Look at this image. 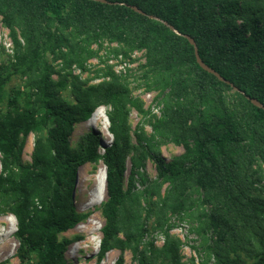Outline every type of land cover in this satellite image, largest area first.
<instances>
[{
	"label": "trees",
	"instance_id": "16d2710c",
	"mask_svg": "<svg viewBox=\"0 0 264 264\" xmlns=\"http://www.w3.org/2000/svg\"><path fill=\"white\" fill-rule=\"evenodd\" d=\"M105 1L0 0L12 44L11 58L0 63V217L16 220L19 264H71L72 240L59 236L91 216L75 202L78 171L88 163L106 168L96 264L113 250L120 252L115 264L125 263L126 251L136 264H264V110L247 98L264 104V0ZM184 35L241 92L203 70ZM105 41L125 56L145 51L141 69L147 87L160 90L159 116L111 67L96 84L74 74L87 70ZM15 77L23 90L9 89ZM69 83L71 102L61 93ZM100 107L109 108L112 142L100 153L92 131L85 145L72 147L76 125ZM133 110L152 127L147 135L140 124L135 144ZM169 143L183 148L170 160L160 151ZM149 159L155 178L146 172ZM172 218L197 236L188 262L170 234ZM151 220L164 235L161 247L146 241Z\"/></svg>",
	"mask_w": 264,
	"mask_h": 264
},
{
	"label": "rangeland",
	"instance_id": "374dc122",
	"mask_svg": "<svg viewBox=\"0 0 264 264\" xmlns=\"http://www.w3.org/2000/svg\"><path fill=\"white\" fill-rule=\"evenodd\" d=\"M97 48V46H94ZM117 43H110L105 41L102 43V48L97 58L91 59L87 64V70L81 72L78 69H74V74L80 75L83 81H88L90 84H96L101 81L104 73L108 67L120 77L131 89L134 97L142 100L145 110H150L152 114L160 115L162 109V100L160 98L159 89H149L146 85L147 81L144 78V70L141 69L142 65L146 63L145 51H133L127 52ZM12 55V44L9 37V31L4 27L0 17V63L7 62ZM49 60L58 68L61 65V61H55L53 56H49ZM58 80V77L55 76ZM149 85L153 86L152 83ZM24 82L19 77H15L12 83L9 85L10 90L20 89L23 90ZM72 84L69 83L66 90L62 91L63 98L67 101H73L71 97ZM5 107V105H3ZM102 113V119L96 124L88 122L76 125L73 133L71 144L72 147L80 148L81 145H85L87 136L92 131L96 132L99 137L102 146L98 148L100 153H103L104 146L111 143L112 137L109 134V122L107 118V112L109 108L100 107ZM129 121L132 127V138L135 144L134 131L140 124H143L145 133L150 135L152 133L151 124L147 120H144L140 114L133 110L129 116ZM35 135H30L27 139L25 147L22 152V158L25 163L31 162V154L33 150V144ZM160 151L162 155L170 160L172 157L177 156L183 152V148L176 146L172 143L161 146ZM128 168H130V162L128 161ZM1 170V168H0ZM104 172L106 175V168L102 163L98 165L88 163L82 166L77 175L75 186V202L77 211L80 213H91V216L75 229L66 233L60 234L59 238L70 239L72 244L69 247L67 253V259L71 264H96L97 253L99 251L101 242V229L104 223V219L99 210V205L102 202H94L95 198L100 200V193H103V182L98 184L97 178L103 177ZM146 172L151 178L156 177L155 162L147 160ZM164 192V190L162 191ZM172 223L175 226L170 230V234L179 239L182 243V255L183 260L188 262L191 257H196L193 246L197 245V236L191 233V226L187 221H179L178 218H172ZM152 220L149 222L150 233L148 234L146 241L154 240L157 247H161L164 243V235L162 233L153 231ZM17 230L16 220L13 216L7 215L0 217V262L8 260L9 264H19L16 257V250L18 247V241L15 237ZM120 252L113 250L109 252L106 258L101 264H115ZM243 255V254H242ZM244 258V257H243ZM248 260L247 258H244ZM124 264H136L133 259V255L130 251L124 253Z\"/></svg>",
	"mask_w": 264,
	"mask_h": 264
},
{
	"label": "water",
	"instance_id": "95a60500",
	"mask_svg": "<svg viewBox=\"0 0 264 264\" xmlns=\"http://www.w3.org/2000/svg\"><path fill=\"white\" fill-rule=\"evenodd\" d=\"M97 1H101V2H106L105 0H97ZM132 9L135 10L136 12L145 15V13L140 10L138 7L136 6H132ZM152 19L155 20H159L156 17L151 16ZM166 26H168L174 33H176L177 35H180V33L177 31V29L174 26L169 25L168 23H164ZM184 37L190 42V44L194 47V53H195V57H196V61L199 64V66L205 70L206 72L214 75L215 77H217L220 81L229 84L235 91L241 92L240 89L238 87H236L233 83H231L229 80H227L226 78H224L219 72H217L215 69H213L212 67H210L209 65H207L202 58L200 57L199 54V49L198 46L195 42V40L189 36V35H184ZM244 93V92H242ZM247 98L252 102L253 105H255L258 108H261L264 110V104H262L261 102H259L256 98H251L249 96H247ZM96 133V132H95ZM112 142V140H111Z\"/></svg>",
	"mask_w": 264,
	"mask_h": 264
},
{
	"label": "bare ground",
	"instance_id": "6f19581e",
	"mask_svg": "<svg viewBox=\"0 0 264 264\" xmlns=\"http://www.w3.org/2000/svg\"><path fill=\"white\" fill-rule=\"evenodd\" d=\"M100 110L101 109H97L94 113H93V115H92V117L90 118V120H89V123H91V124H96L99 120H101L102 119V113L100 112ZM97 182H98V184H101L102 182L105 184V185H103V193L101 192L100 193V200L99 199H96L97 197H94L95 198V201L94 202H101V201H103L104 200V198H105V193H106V175H105V172H104V176L103 177H101V176H99L98 178H97Z\"/></svg>",
	"mask_w": 264,
	"mask_h": 264
}]
</instances>
